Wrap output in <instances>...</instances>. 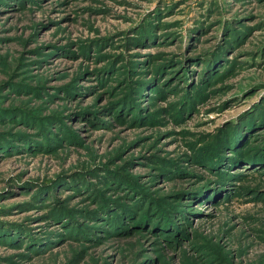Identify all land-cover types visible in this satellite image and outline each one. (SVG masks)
Listing matches in <instances>:
<instances>
[{
  "label": "rangeland",
  "instance_id": "rangeland-1",
  "mask_svg": "<svg viewBox=\"0 0 264 264\" xmlns=\"http://www.w3.org/2000/svg\"><path fill=\"white\" fill-rule=\"evenodd\" d=\"M0 264H264V0H0Z\"/></svg>",
  "mask_w": 264,
  "mask_h": 264
},
{
  "label": "trees",
  "instance_id": "trees-1",
  "mask_svg": "<svg viewBox=\"0 0 264 264\" xmlns=\"http://www.w3.org/2000/svg\"><path fill=\"white\" fill-rule=\"evenodd\" d=\"M219 44V43H218ZM217 44V45H218ZM222 44V43H221ZM220 45V44H219ZM218 45V46H219ZM217 46V48H215L214 49V52H213V57H214V59L209 63L210 64V66L208 67V68H211V66L213 65L214 66V70H215V64H214V61L215 60H218V61H220L221 59H222V52H223V50L224 49H226L228 46H220V47H218ZM195 57L196 58H198V56H192V58L190 59V61H193L192 59H195ZM200 59V58H199ZM210 59H212V57H210ZM196 61V60H195ZM202 63H203V61H202ZM220 63V62H219ZM208 63H207V66L209 65ZM206 66V65H205ZM207 66H206V70H207ZM213 70V71H214ZM171 71V70H170ZM172 71H174V70H172ZM181 77V76H180ZM137 91H140V90H137ZM132 101H134L133 100V98H131V99H129V100H126V99H117V101L114 103V104H110V108H106V109H110V110H112L113 108H114V106H115V104L117 105V106H115V107H117V110L118 109H125L126 107H128V105H131V102ZM134 103H135V101H134ZM259 118H257V120H258ZM257 120H256V122H257ZM236 152V151H235ZM236 153H238V152H236ZM217 155H218V159L219 160H222V162H224L223 161V159H224V156H222V154H221V152H220V149H218V152H217ZM226 155H227V153H226ZM232 161H234L235 160V157L234 158H232L231 159ZM104 197V196H103ZM134 204H132L133 205V207L132 206H128V205H126V204H124L123 205V202H121V203H119L118 201H108V200H106V199H100L99 200V204H100V207L98 208V209H96L97 211L96 212H94V211H90V212H88L90 215H92V217H96V218H98V216H100V217H109V216H111L112 214L114 215V210H113V208H112V206L114 207V209H117V210H119V211H121V212H119V214L121 215V216H125L126 215V217L127 216H133V213L136 211V207H134V206H136V201L134 202V201H132ZM139 204V203H138ZM137 204V205H138ZM139 205H142V203H140ZM144 208V207H143ZM143 208H140L139 209V213L137 212V214L136 215H138V216H140L139 218L142 220V221H144V222H146L147 220L150 222H152V220L155 218V217H159L158 215H154L153 214V212H150V210H144ZM87 213V212H86ZM85 213V214H86ZM118 213V212H117ZM135 215V216H136ZM50 217L53 219V220H55V221H60L59 223H62V224H64L65 223V214L64 215H62L61 213H51L50 214ZM112 218H114V217H112ZM111 217H110V219H112ZM120 217H118V219H119ZM154 224H156V222H154ZM95 228H97V227H95ZM24 234H23V232H20V234L18 235L17 234V237L18 238H20V237H22ZM53 240H51V242H52Z\"/></svg>",
  "mask_w": 264,
  "mask_h": 264
}]
</instances>
